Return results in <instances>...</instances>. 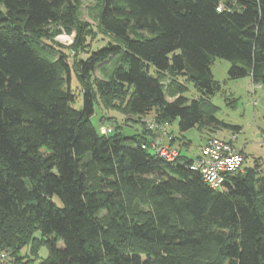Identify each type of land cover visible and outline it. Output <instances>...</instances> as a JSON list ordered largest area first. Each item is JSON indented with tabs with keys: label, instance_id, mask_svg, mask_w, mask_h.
Instances as JSON below:
<instances>
[{
	"label": "trees",
	"instance_id": "trees-1",
	"mask_svg": "<svg viewBox=\"0 0 264 264\" xmlns=\"http://www.w3.org/2000/svg\"><path fill=\"white\" fill-rule=\"evenodd\" d=\"M93 2L110 41L88 51L82 0H0V250L19 260L23 247L37 255L45 244L39 264H264L258 169L213 190L181 138L169 161L151 151L155 134L141 121L178 120L182 133L226 127L211 67L226 60L230 79L264 86V0ZM53 26L75 32L71 50L88 57L72 64L59 55L46 42ZM98 68L110 70L97 79ZM73 74L81 110L72 106ZM188 83L197 99L185 97ZM97 104L143 131L100 136L90 121Z\"/></svg>",
	"mask_w": 264,
	"mask_h": 264
},
{
	"label": "rangeland",
	"instance_id": "rangeland-1",
	"mask_svg": "<svg viewBox=\"0 0 264 264\" xmlns=\"http://www.w3.org/2000/svg\"><path fill=\"white\" fill-rule=\"evenodd\" d=\"M82 16L81 20L91 26L92 32L86 39V49L89 51H96L105 45H107L110 39L98 29L95 22V13H92L93 0H82ZM52 37L46 42L50 44L57 53L63 52L69 56L70 63L72 64L79 58H86V52L78 54L77 56L71 48L75 43L76 33H66L61 30L59 26H53ZM60 55V54H59ZM106 66L105 64L101 66ZM98 68L95 72L97 79H102L105 74H108L110 68L107 71H102ZM231 63L223 60L216 59L212 64V74L215 81L219 82L221 88L212 97V102L219 108L217 118L226 127H220L213 131V128L200 129L199 126L192 128L185 133H182L179 129L178 120L168 125V130L177 138H181L182 146L181 151L184 156L189 159H196L200 153L205 141L210 137H218L224 140H230L235 136V146L239 150H243L245 154L246 169H258V176L264 180V86L254 85L251 77H244L240 79H230L229 70ZM184 82V80H181ZM70 88L76 95V100L72 106L81 110L83 107V96L81 93V86L78 78L73 74L70 81ZM188 92L185 94L190 100L197 99L199 93L192 83H188ZM121 104L119 106L122 107ZM171 101V99H169ZM153 118L152 113L147 118ZM143 119V120H144ZM141 119V121H143ZM91 123L95 127L97 133L100 136L111 135L117 131H121L124 136L132 137L143 131V124L133 121L132 118L125 116L117 109H108L102 105L97 104L95 106V114L91 117ZM144 123V122H143ZM236 127L240 128V131L236 130ZM155 138L160 137L158 131L154 132ZM180 146V144H178ZM183 145V144H181ZM262 180V182H264ZM36 238L41 239L39 234H36ZM6 251V250H0ZM19 256L22 259H17L11 253L8 264H15V262L25 263L29 259L34 261L30 264H39L43 260L49 257V250L45 244L39 246L37 255H32L31 246L23 247L19 251Z\"/></svg>",
	"mask_w": 264,
	"mask_h": 264
},
{
	"label": "built area",
	"instance_id": "built-area-1",
	"mask_svg": "<svg viewBox=\"0 0 264 264\" xmlns=\"http://www.w3.org/2000/svg\"><path fill=\"white\" fill-rule=\"evenodd\" d=\"M221 10L220 6L218 11ZM143 122L147 131H158L162 134L151 141V151L169 161L175 160L180 153V146L174 142L175 136L168 130V125L160 124L153 118L144 119ZM244 164V155L235 146V136L230 140L210 137L205 141L191 168L201 173L204 182L211 189L222 190L226 176L243 172ZM10 256L9 251H1L0 264H8Z\"/></svg>",
	"mask_w": 264,
	"mask_h": 264
},
{
	"label": "crops",
	"instance_id": "crops-1",
	"mask_svg": "<svg viewBox=\"0 0 264 264\" xmlns=\"http://www.w3.org/2000/svg\"><path fill=\"white\" fill-rule=\"evenodd\" d=\"M239 150V149H238ZM239 151H243V150H239Z\"/></svg>",
	"mask_w": 264,
	"mask_h": 264
}]
</instances>
